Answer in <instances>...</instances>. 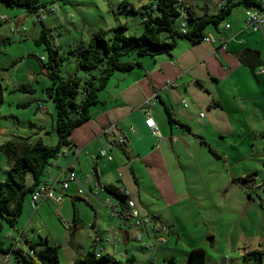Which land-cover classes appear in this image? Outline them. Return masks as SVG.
<instances>
[{
    "label": "rangeland",
    "instance_id": "obj_1",
    "mask_svg": "<svg viewBox=\"0 0 264 264\" xmlns=\"http://www.w3.org/2000/svg\"><path fill=\"white\" fill-rule=\"evenodd\" d=\"M124 1L140 9L151 0H43L46 10L41 15L42 20L34 12L23 13L20 8L0 3V16L10 18L0 24V85L3 93L0 146L21 137L42 138L52 146L58 143L56 106L47 94L52 80L40 60L45 57L47 63L50 50L45 42H37L44 26L49 29L48 38L53 47H59L60 55L66 57L62 61L61 74L87 79L88 75L69 54L70 49L86 45L94 31L105 29L111 33L121 23H128L129 35L142 31L141 15L128 13ZM191 1L205 6L204 0ZM219 1H207L211 3V11L218 9L215 5ZM235 8L243 11L246 7L238 5ZM239 113L244 116V112ZM243 123L237 125L230 137L215 140L212 147L216 152L205 147L204 153L196 158L198 166L195 169L194 155L183 156L190 181L185 191L187 195L180 196L171 206L161 203L152 208H139L141 215L153 220L154 225L164 226L165 232L158 233L170 240L168 243L155 240L154 248L147 249V238L134 239L140 229L134 225L135 220L121 226L120 220L112 216L104 204L105 199L116 203L115 197L102 189L97 181L93 184V192H98V197L85 184L84 192L76 196L75 201L68 194L61 203L48 199L32 206L29 204L31 197H28L18 223L15 226L6 224L0 238L8 247L17 244L9 235L20 237L19 246L29 251L26 241L48 239L50 244L59 247L60 263L73 264L89 251L96 232L103 236L104 245L106 238L113 242V234L123 238L125 230L132 232L127 249L138 264H172L171 257L177 264H190L189 253L195 247L206 250L208 264H264V122L255 123V128ZM251 129L257 132L252 133ZM63 151L69 153V148L65 146ZM73 157L64 156L58 160L66 166ZM76 164L75 160L77 173L83 168L87 173L98 168L96 160L86 166ZM8 170L7 157L0 151L1 180L6 178ZM254 173L258 176L250 178L249 182L240 181ZM29 180L32 182L31 177ZM158 216L160 221H156ZM75 225L78 226L76 230ZM209 237H213V243ZM119 246L118 252L125 249L124 243ZM10 256L12 263L26 264L17 261L15 252Z\"/></svg>",
    "mask_w": 264,
    "mask_h": 264
},
{
    "label": "crops",
    "instance_id": "obj_2",
    "mask_svg": "<svg viewBox=\"0 0 264 264\" xmlns=\"http://www.w3.org/2000/svg\"><path fill=\"white\" fill-rule=\"evenodd\" d=\"M204 1L209 12H216L211 11L209 0ZM220 30H210L217 39L215 43L179 41L170 54L142 57L140 66L129 72H115L105 89L100 91L102 103L94 106L91 119L73 131L74 147L61 156L74 157L66 166L57 159L50 167L47 181L57 177L66 167L76 172L75 160L85 166L96 160L99 180L84 168L82 172H76L79 182H72L66 192V195L71 194L73 201L80 194V188L85 190L84 184L93 192L96 181L102 189L110 185L128 191L140 214L141 207L152 208L161 203L171 206L180 196L187 195L185 191L190 181L183 156L194 155L196 159L204 153L205 147L214 151L215 140L230 137L243 122L250 128L264 122V72L259 73L257 68L254 74L240 59L245 49L256 50L264 66V34L246 26V8L243 11L234 8ZM155 94L159 101L152 108V115L161 137L153 135L145 123V101ZM183 101L187 102V107ZM166 108L173 111L176 123L169 121ZM202 113L205 115L201 116ZM111 126L116 127L115 134L106 132ZM251 132L257 130L251 129ZM117 134L125 136V143L112 146ZM104 146L112 156L111 160L106 156L99 157V150ZM196 165L197 159L194 169ZM88 176H92L93 181ZM93 195L98 197L99 193L93 192ZM159 216L156 221H160ZM130 221L125 220L122 226ZM150 221L146 227L147 235L144 232L143 237L148 239L147 242L153 240L156 245L155 240L159 242V238H165L158 232L165 231H156L157 225ZM93 226L96 228L95 222ZM123 232L125 249L120 251L127 255L132 232ZM9 236L17 242L15 249H21L20 237ZM96 238L97 245L102 246L103 236L99 231ZM168 241L166 239V243ZM29 242L26 241L27 246ZM115 250L111 246L106 252L115 253ZM11 253L0 251V264L5 257H11Z\"/></svg>",
    "mask_w": 264,
    "mask_h": 264
},
{
    "label": "trees",
    "instance_id": "obj_3",
    "mask_svg": "<svg viewBox=\"0 0 264 264\" xmlns=\"http://www.w3.org/2000/svg\"><path fill=\"white\" fill-rule=\"evenodd\" d=\"M221 2L223 5L216 6L218 8L216 12H209L207 6L200 7L191 0H151L142 4L140 9L129 1H124V7L128 13L141 15L142 31L140 34L129 35L127 34L128 23H121L111 33L105 29L94 31L86 45H78L70 49L69 54L75 58L78 67L88 75L87 79L61 74L62 61L66 57L60 55L59 47H53V42L48 38L49 29L44 26L37 42H45L50 50L48 62L45 63L47 61L45 57L40 60L52 80L47 94L56 106L55 129L58 134V143L52 146L46 144L42 138L30 140L21 137L9 140L0 146V151L7 157L9 165L6 178L0 179V234L6 224L15 226L18 223L26 200L40 185L47 182L44 178L47 177L48 170L54 162L65 153L63 148L74 147L71 140L73 131L91 119L94 106L102 103L100 91L105 89L115 72H129L140 66L142 57L170 54L179 41L191 43L204 41L212 33L211 29L221 31V24L236 6L244 5L246 9L254 7L262 10L264 0H221ZM0 3L20 8L23 13L34 12L41 20L43 9L46 10L43 0H0ZM1 16L0 24L10 20L7 16L4 19ZM23 31H26V28ZM3 41L5 42L6 39ZM129 56L133 58L127 59ZM240 59L251 68L254 74L257 68L264 67L260 53L256 50L245 49ZM2 100L3 93L0 85V102ZM166 113L169 121L176 123L170 108H166ZM257 176L258 173L247 175L240 181L249 182L248 180H252L250 178ZM30 177L32 182L29 180ZM104 189L115 197L121 212H127L131 199L129 194L110 185L105 186ZM74 228L76 230L78 226L75 225ZM157 228L164 231L162 226L157 225ZM28 245L30 251L22 248L15 249L14 244L7 247L4 240L0 238V251L6 254L15 252L18 262L61 264L59 247L50 244L48 239L42 242L30 241ZM38 247L42 248L38 250ZM98 248L96 238L86 255L83 258H77L73 264H138L136 257L130 253L124 258H119L114 252H106L107 250L99 254ZM170 261L172 264H177L174 257H171ZM189 262L190 264H208L206 250L203 247L193 248L189 253Z\"/></svg>",
    "mask_w": 264,
    "mask_h": 264
},
{
    "label": "built area",
    "instance_id": "obj_4",
    "mask_svg": "<svg viewBox=\"0 0 264 264\" xmlns=\"http://www.w3.org/2000/svg\"><path fill=\"white\" fill-rule=\"evenodd\" d=\"M223 5V3L220 1L218 3V7H221ZM262 10L258 9V8H247L246 9V26L248 28H251L254 32H262L264 34V3L262 4ZM44 9L42 12V16L44 15ZM5 16H1L2 19H4ZM206 41L215 43L216 42V37L210 33L208 35V37L205 38ZM259 73L264 72V67H260L258 70ZM159 101V96L158 94H155L153 97L147 99L145 101V105L147 107V118H146V125L147 127L151 130L152 134L157 136V137H161V132L159 129V126L156 122V120L154 119L153 115H152V108L157 104V102ZM183 105L185 107H187V102L183 101ZM201 116H204V114L202 113ZM107 133H116V127L115 126H111L106 130ZM125 143V136L122 134H117L116 135V139L114 141V143H112L111 145L114 146L115 144L117 145H122ZM63 155V154H62ZM60 155V157L62 156ZM99 155L100 156H106L108 157L109 160L112 159V156H110L107 152V148L106 146L102 147L99 150ZM55 163V162H54ZM50 170V168H49ZM48 170V172H49ZM89 177V176H88ZM90 180L93 181V177L90 176L89 177ZM72 182H79L76 172L71 169L70 167H66L64 168L61 173L54 178L49 179L45 184L40 185L31 195V201L32 204L37 205L38 203L43 202L44 200H48L51 199L57 203H61L64 200V194L65 192L69 189L70 184ZM84 192V190L82 188L79 189V193L82 194ZM125 193L127 194L128 191L125 190ZM105 206L109 207L110 211H111V215L115 216L117 219L120 220L121 222V226L123 225L125 220H129V219H134L135 223L134 225H136L139 229L138 234L134 237V239H139L140 241H142L143 236H144V232L147 235V231H146V227L148 224H150V220L148 217L142 216L139 213L138 208L135 205V202L130 199L129 201V209L127 210V212L122 213L121 210L118 208V203H113L110 199H107L104 201ZM64 223H67V221L65 220ZM143 229V230H142ZM159 230V228H156V231ZM94 239V238H93ZM124 242V239L122 238H117L115 237V235L113 234V242H111L109 239H105L104 245L103 246H99L98 248V253L102 254L104 253L107 248L109 249L112 246V249H120L119 245H122ZM159 242L166 243V239L165 238H159ZM148 246L146 247L147 249L153 248L155 246V243L153 240H149L148 242ZM128 252V251H127ZM115 253L117 256H125L126 254L121 252V251H117L115 250ZM128 254V253H127ZM2 264H12L9 256L6 257Z\"/></svg>",
    "mask_w": 264,
    "mask_h": 264
},
{
    "label": "water",
    "instance_id": "obj_5",
    "mask_svg": "<svg viewBox=\"0 0 264 264\" xmlns=\"http://www.w3.org/2000/svg\"><path fill=\"white\" fill-rule=\"evenodd\" d=\"M93 174L95 175L96 179L99 180V172H98L97 169H94V170H93ZM208 240H209L211 243L214 242L213 237H209Z\"/></svg>",
    "mask_w": 264,
    "mask_h": 264
}]
</instances>
